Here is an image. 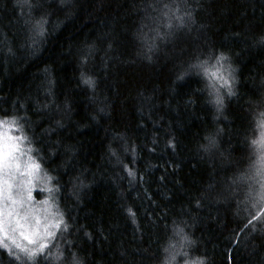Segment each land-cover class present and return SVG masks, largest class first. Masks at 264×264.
<instances>
[{
    "label": "clouds",
    "instance_id": "obj_1",
    "mask_svg": "<svg viewBox=\"0 0 264 264\" xmlns=\"http://www.w3.org/2000/svg\"><path fill=\"white\" fill-rule=\"evenodd\" d=\"M210 3L126 0V11L105 17L94 35L69 41L62 55L73 58V89L85 93L84 122L75 118L68 92L58 96L53 63L32 72L27 92L0 94V264H104L82 251L85 241L96 249L115 245L109 258L119 264H216L217 254L230 249L247 264H264V25L257 23L264 19V0H241L243 24L215 38ZM93 7L102 11L105 0H94ZM80 8L78 0H3L4 75L10 69L19 74L41 57ZM117 26L130 42L125 52ZM244 57L254 61L246 71ZM129 67L152 75L122 95L119 75ZM161 70L164 78L153 81ZM189 80L198 84L179 96L178 86ZM3 83L0 78V88ZM117 101L119 108H134L140 135L129 130L130 123L109 126ZM234 109L242 113V125ZM194 119L211 126L188 147L177 129ZM70 125L75 133L103 128L106 143L95 168L82 163L79 140L60 135L66 129L74 135ZM189 160L206 169L195 189L180 178L181 161ZM153 175L159 199L150 187ZM101 181L115 189L117 211L137 246L114 240L112 225L105 229L98 218L94 229L82 219L92 215L81 209ZM177 191L185 200L169 203ZM150 204L153 212L159 208L156 215ZM145 216L158 232L147 246Z\"/></svg>",
    "mask_w": 264,
    "mask_h": 264
},
{
    "label": "trees",
    "instance_id": "obj_2",
    "mask_svg": "<svg viewBox=\"0 0 264 264\" xmlns=\"http://www.w3.org/2000/svg\"><path fill=\"white\" fill-rule=\"evenodd\" d=\"M81 5L80 11L77 15L76 20L70 22L61 33L49 42V46L45 49L44 54L39 57L37 60L28 64L19 74H16L12 69H10V75L5 76L3 70V64H0V78H3V87L0 88V94L7 93L9 97L17 94L19 89L21 94L29 90V85L31 83V74L37 68L42 66L45 63H53L56 67V76L58 79L57 93L60 98H63L65 92L73 99V106L76 108L75 118L84 122L88 120L87 111L85 109L86 101L85 93L83 91H76L73 89V84L76 81L73 80L74 73L76 68L74 66L73 58L62 55V50L67 46L69 41L79 42V39L83 37L85 33H91L94 35V30L97 25L101 24L105 17L110 18L114 14H119L126 11V0H105V7L102 11L98 12L93 7L94 0H78ZM250 2V0H249ZM3 4V0H0V5ZM245 4L241 3V0H211V3L208 6L210 12L209 19L212 21L213 28L211 29L210 34L214 35V38L219 33H224L228 31H235L240 28L243 24V20L240 19V13L245 8ZM252 12L249 11V18L251 17ZM7 17L0 18V24L4 23ZM258 24L264 25V19H258ZM117 33L119 34V40L121 45L122 52H125V45H129L127 38L119 33V26H117ZM264 55V54H262ZM244 60L247 61L248 57H244ZM254 61L252 59L248 60L244 65L245 71L248 69ZM152 74L135 67H129L121 70L119 75V80L122 82L121 85V94L131 91H135L138 87L143 85L146 80L150 78ZM165 75V70H161L160 73L156 74L155 77H152L153 81L162 80ZM198 81L189 80L188 83L184 85H179V96H184L191 91L194 85H197ZM248 91H251V88L245 83L244 86ZM111 92V89H109ZM115 107L117 108L114 118L109 122L111 127H121L130 123V131H135L137 135H140L144 130L136 129V114L134 108L131 107V104L128 105V108H119V101H117ZM163 111V109H161ZM204 115H207V109H203ZM167 116L171 117L173 120H176L177 117L173 116L171 112L165 113ZM233 114H236L237 123H243L242 113L234 109ZM106 123L102 119V124ZM188 125L180 131H177L180 134L181 140L191 147V144L199 136V134L206 127H210V121L207 120H189L186 122ZM43 125H41L42 127ZM71 130L75 133V126H69ZM149 127H151L149 125ZM68 130L61 132L60 135L66 141L76 142L79 140L81 152L79 153L82 163L90 165L92 168L96 167L97 162L99 161L100 154L103 152L104 145L106 143V138H103V128L93 126L92 128L82 132L75 133L74 135H67ZM139 138V137H138ZM187 149H184L186 151ZM60 157L58 156L56 160L52 163H57ZM158 159L163 160L164 157H159ZM182 163V175L180 178L184 181L185 187H190L195 189L197 187L196 180L203 179L206 176V169L202 167L193 168L191 165L194 161H181ZM170 171V170H169ZM160 173V170L157 169V175ZM175 179V174H172V178L168 180L169 186L172 185V180ZM157 183L156 175L152 177V183L150 187L153 191V196L159 199V194L155 192V185ZM185 200V196L181 195L178 191L174 195V199L169 202L171 204H180ZM161 205L163 202H160ZM167 206V205H166ZM87 209H90L92 215L82 217L85 220L89 227L95 228V222L98 219L104 224L105 229L112 225V231L114 240H123L125 245L137 246L136 237L133 235L131 226L123 222V217L120 216L117 211L115 203V189L112 185L105 184L101 181L96 187L92 189L91 199H86L85 208L81 209V212H85ZM139 211V209H138ZM148 211L152 215H156L159 212V208H156L155 212L152 210L151 204L148 207ZM147 216L142 217V227L144 228V240L145 246L147 243L153 242V238L158 234L157 230L146 224ZM208 232L212 235L214 240H219L220 237L215 231H213V226H209ZM115 243V241H113ZM115 245H102L96 249L95 244L88 245L85 241V246L82 249L84 252L91 251L93 256L96 259L104 260V264H119L114 258H109V252L114 248ZM147 264V262H145ZM216 264H247L246 260H242L241 256L235 251L230 249L229 251H224L217 254Z\"/></svg>",
    "mask_w": 264,
    "mask_h": 264
}]
</instances>
